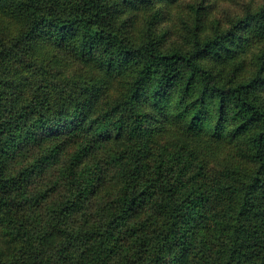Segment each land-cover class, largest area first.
<instances>
[{
	"label": "trees",
	"instance_id": "1",
	"mask_svg": "<svg viewBox=\"0 0 264 264\" xmlns=\"http://www.w3.org/2000/svg\"><path fill=\"white\" fill-rule=\"evenodd\" d=\"M0 264H264V0H0Z\"/></svg>",
	"mask_w": 264,
	"mask_h": 264
},
{
	"label": "rangeland",
	"instance_id": "2",
	"mask_svg": "<svg viewBox=\"0 0 264 264\" xmlns=\"http://www.w3.org/2000/svg\"><path fill=\"white\" fill-rule=\"evenodd\" d=\"M176 26H178V21H177V23H176Z\"/></svg>",
	"mask_w": 264,
	"mask_h": 264
}]
</instances>
